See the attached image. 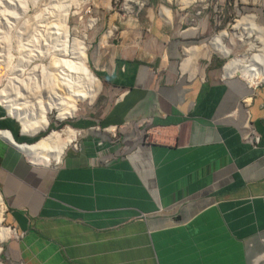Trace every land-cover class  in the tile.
I'll return each mask as SVG.
<instances>
[{"label":"crops","instance_id":"obj_1","mask_svg":"<svg viewBox=\"0 0 264 264\" xmlns=\"http://www.w3.org/2000/svg\"><path fill=\"white\" fill-rule=\"evenodd\" d=\"M163 19L98 51L114 101L69 122L88 131L58 163L0 134L7 264H264V86L189 76L180 20ZM19 122L0 109L27 143Z\"/></svg>","mask_w":264,"mask_h":264},{"label":"rangeland","instance_id":"obj_2","mask_svg":"<svg viewBox=\"0 0 264 264\" xmlns=\"http://www.w3.org/2000/svg\"><path fill=\"white\" fill-rule=\"evenodd\" d=\"M134 1L0 0V95L2 97L11 94L8 96L20 100L21 98H17L15 94H29V90L39 95L38 100L42 98L46 101L44 92L51 89L55 83L61 80L64 82L66 78L71 81L79 80L81 72L73 61L78 44L83 41L88 46V61L91 69L102 81V89L93 102L90 103V100L80 102L79 111L63 120L59 119V111L53 109L48 114L50 120L48 128L34 134L36 140L27 143H36L53 130L60 131L67 127L76 131L84 129L75 127L69 122L83 115L100 117L108 110L114 98L105 96L113 93L109 91L97 69L99 68L98 51H103L111 42L123 43L120 31L125 27L140 26L141 17L147 18L154 14L156 18H164L163 20L169 22L167 10L170 9L172 19L180 20L186 41L185 59L181 60L183 64L189 57L186 48L199 47L191 62V69L187 70L189 76L203 75L210 71L212 66L219 67L220 74H223L225 66L231 59L245 57L248 47L242 45L232 30L236 21L244 14H257L259 23L264 25V0H146L143 8L135 5ZM225 29L231 32L227 41L233 52L231 56H225L210 45V41ZM109 30L114 31L111 37L107 35ZM105 61L106 59L103 61L104 64ZM236 74L242 76L240 72ZM57 77V80L54 79ZM260 84L259 86H264V82ZM34 99L30 100L36 102L37 99ZM1 108L8 114L6 108L0 106ZM112 132L115 133L116 130ZM38 164L47 165L43 161H39ZM1 216L3 226L14 229L6 219V210ZM5 243L6 240L1 244L0 263L7 264L4 255Z\"/></svg>","mask_w":264,"mask_h":264},{"label":"bare ground","instance_id":"obj_3","mask_svg":"<svg viewBox=\"0 0 264 264\" xmlns=\"http://www.w3.org/2000/svg\"><path fill=\"white\" fill-rule=\"evenodd\" d=\"M78 5L79 4H77V7ZM69 7L70 5L67 7L68 11ZM171 15L170 9L167 10L169 22L172 19ZM259 22V16L257 14H244L236 21L232 28V30H234L233 33L238 37L242 45H247L248 48L245 57H235L227 63L224 69V75L232 76L240 72L243 78L252 85L264 82V25ZM113 33V30H109L107 33L108 37H111ZM230 35V30H222L210 41V45L220 50L225 56H231L233 53L232 49L227 45ZM78 45L73 63L76 65V68L80 69L81 77L79 80L71 81L69 78H66V81L62 82L61 80V82H59V79V83H55L51 89L44 92L46 94L45 97H47L46 101H43L42 98L38 100L37 98L39 95L33 94V92L29 90V94H15L17 98L19 97L23 100L15 99L12 96L9 97L8 95L11 94H4V97L0 95V106L6 108L9 115L21 121L25 133L36 135L41 130L48 128L50 124L48 114L53 109L59 111L58 116L61 120L75 115L80 109V102L86 100H90V103L93 102L101 91L102 81L93 69H91L88 61V46L84 41ZM197 48L199 47L186 48V53L189 57H187L183 64L185 71L191 69L190 65L196 56ZM54 79L57 80L58 77ZM31 98L37 99H34L36 102L30 100ZM0 134L28 152L35 162L43 161L45 164L49 165L52 162L58 163L61 160L67 148L78 138L79 131L71 127H67L60 131L53 130L50 134L42 137L33 144L16 142L9 130H1ZM5 210L6 205L0 193V252L2 250V242L15 234L14 229L5 227L2 224L3 217L1 215Z\"/></svg>","mask_w":264,"mask_h":264},{"label":"built area","instance_id":"obj_4","mask_svg":"<svg viewBox=\"0 0 264 264\" xmlns=\"http://www.w3.org/2000/svg\"><path fill=\"white\" fill-rule=\"evenodd\" d=\"M132 1H134V0H132ZM134 2H135L134 4L138 5L139 8H143L144 5L146 4V0H135ZM108 129H109V131H111L110 128H108ZM78 131H79V136L81 137V135L84 134L86 131H88V129L87 128L86 129H79ZM79 138H77V139H79ZM247 138L249 140L251 139V141L254 142L255 144L259 142V137L256 136L255 134H250L249 136H247ZM77 139L73 142V144H76Z\"/></svg>","mask_w":264,"mask_h":264},{"label":"trees","instance_id":"obj_5","mask_svg":"<svg viewBox=\"0 0 264 264\" xmlns=\"http://www.w3.org/2000/svg\"><path fill=\"white\" fill-rule=\"evenodd\" d=\"M218 62H220V64H222V62L221 61H218ZM16 137V136H15ZM39 137V136H38ZM34 139L36 140V138L34 137V138H31V139H29V142H33L34 141Z\"/></svg>","mask_w":264,"mask_h":264},{"label":"clouds","instance_id":"obj_6","mask_svg":"<svg viewBox=\"0 0 264 264\" xmlns=\"http://www.w3.org/2000/svg\"><path fill=\"white\" fill-rule=\"evenodd\" d=\"M224 69V68H223ZM247 82V81H246ZM260 83H258V84H256V85H259ZM261 85V84H260ZM85 129V128H84ZM113 130H115V129H113ZM78 140V139H77ZM18 142V141H17ZM19 143H21V142H19ZM22 143H26V142H22ZM72 145H73V143H72Z\"/></svg>","mask_w":264,"mask_h":264}]
</instances>
